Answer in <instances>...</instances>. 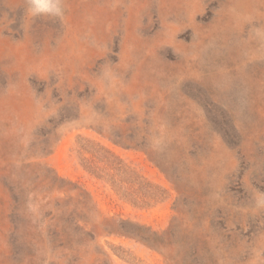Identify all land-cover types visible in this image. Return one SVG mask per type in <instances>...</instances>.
Listing matches in <instances>:
<instances>
[{
	"label": "rangeland",
	"instance_id": "374dc122",
	"mask_svg": "<svg viewBox=\"0 0 264 264\" xmlns=\"http://www.w3.org/2000/svg\"><path fill=\"white\" fill-rule=\"evenodd\" d=\"M62 3L0 0V264H264V0Z\"/></svg>",
	"mask_w": 264,
	"mask_h": 264
},
{
	"label": "trees",
	"instance_id": "16d2710c",
	"mask_svg": "<svg viewBox=\"0 0 264 264\" xmlns=\"http://www.w3.org/2000/svg\"><path fill=\"white\" fill-rule=\"evenodd\" d=\"M85 149L89 153L92 154V157L86 158L84 160H86V162L88 163V165H87L88 169L94 175L99 176L100 173H103V169H105L104 166H101V164H100L101 160H99V156H101L99 154L103 153L110 160L113 159L112 161L116 164L115 167H116V169L118 171L116 173L117 177L121 178L122 176H124V175L126 176L127 174H129L133 181L136 182V180H137L138 181L137 184L138 185H142L143 184L142 187L146 189V187H147L146 184L148 183V181L143 176H141L138 172H136L135 169H133V168L131 169L129 166H127L125 163H123V160L119 156H117L112 150H110L108 147L106 148L104 146H98V148L96 150L95 149L94 150H88L87 147ZM112 182L114 184L117 183L115 180H112ZM151 185H153V184H151ZM158 193H160V192H155L153 194L152 204L158 200V198H157V194ZM161 193H163V192H161ZM139 201L140 200L136 199L135 200V204H138ZM65 213H67V212H65ZM72 218L76 219V216L72 217ZM135 226H136L135 227L136 230H134L133 232H129V234L125 230L126 234H128V235H131V234L134 235L135 234V237L138 238V240H140L142 243H144V244H146L148 246L153 245L159 239V238H156V234L154 233V231H153V233H145V234L138 233V232L141 231V228H144V227L140 226V225H137V224ZM148 232H151V230L148 231Z\"/></svg>",
	"mask_w": 264,
	"mask_h": 264
},
{
	"label": "clouds",
	"instance_id": "9594fccd",
	"mask_svg": "<svg viewBox=\"0 0 264 264\" xmlns=\"http://www.w3.org/2000/svg\"><path fill=\"white\" fill-rule=\"evenodd\" d=\"M27 11L33 17H63L65 9L62 0H28Z\"/></svg>",
	"mask_w": 264,
	"mask_h": 264
}]
</instances>
